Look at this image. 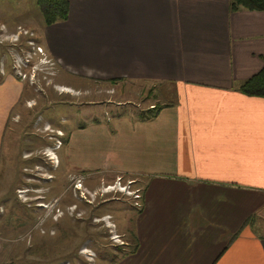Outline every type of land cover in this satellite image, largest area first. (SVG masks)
<instances>
[{
	"label": "crops",
	"instance_id": "1",
	"mask_svg": "<svg viewBox=\"0 0 264 264\" xmlns=\"http://www.w3.org/2000/svg\"><path fill=\"white\" fill-rule=\"evenodd\" d=\"M43 36L71 75L176 91L151 120L122 114L69 134L81 176L142 189L112 264H264V221L248 224L264 206V99L236 89L264 64V11L230 12L228 0H69L67 20ZM22 94L19 81L0 80V157Z\"/></svg>",
	"mask_w": 264,
	"mask_h": 264
},
{
	"label": "rangeland",
	"instance_id": "2",
	"mask_svg": "<svg viewBox=\"0 0 264 264\" xmlns=\"http://www.w3.org/2000/svg\"><path fill=\"white\" fill-rule=\"evenodd\" d=\"M45 27L36 0H0V80L23 84L1 149L0 264H109V253L123 252L115 245L126 241L129 215L134 222L142 206L131 190L142 189L121 176H81L66 155L69 134L176 103V91L168 83L71 75L48 55ZM260 219L264 206L248 224Z\"/></svg>",
	"mask_w": 264,
	"mask_h": 264
},
{
	"label": "trees",
	"instance_id": "3",
	"mask_svg": "<svg viewBox=\"0 0 264 264\" xmlns=\"http://www.w3.org/2000/svg\"><path fill=\"white\" fill-rule=\"evenodd\" d=\"M36 4L43 18V22L47 26L58 23V22H64L68 18L69 0H36ZM239 9L264 11V0H228V10L230 12L236 11ZM261 58L264 61V56H261ZM107 81L115 84L118 81H122V80L113 78V79H108ZM236 89L244 95L256 96V97H261L264 99V64L259 71H257L250 77L240 81L238 85L236 86ZM168 105H170V102L159 104V105L153 104L151 105V107L149 106V107H146L145 109H142L136 115L138 119L141 121L151 120L156 117L158 112L163 107H166ZM80 126L82 127L83 125H80ZM137 208L139 209V207ZM122 246L123 245H115L116 249L121 250V251H122ZM133 248H136V244L132 247V249ZM29 250L32 251V249H29ZM56 250H57L56 256L59 257V246H58V249ZM122 253L123 252H120V254ZM115 255H116L115 253H112V254L109 253L108 256L114 257L113 259L112 257L110 258L109 264L114 263L118 259L119 255L117 256ZM65 257L70 258V259L73 258L72 255L71 256L66 255Z\"/></svg>",
	"mask_w": 264,
	"mask_h": 264
},
{
	"label": "built area",
	"instance_id": "4",
	"mask_svg": "<svg viewBox=\"0 0 264 264\" xmlns=\"http://www.w3.org/2000/svg\"><path fill=\"white\" fill-rule=\"evenodd\" d=\"M128 191H129V190H128ZM134 196H135L136 198H139V197H140L139 193H137V191H135V190H134Z\"/></svg>",
	"mask_w": 264,
	"mask_h": 264
},
{
	"label": "bare ground",
	"instance_id": "5",
	"mask_svg": "<svg viewBox=\"0 0 264 264\" xmlns=\"http://www.w3.org/2000/svg\"><path fill=\"white\" fill-rule=\"evenodd\" d=\"M69 89V88H68ZM68 89H64V90H67V91H69Z\"/></svg>",
	"mask_w": 264,
	"mask_h": 264
},
{
	"label": "flooded vegetation",
	"instance_id": "6",
	"mask_svg": "<svg viewBox=\"0 0 264 264\" xmlns=\"http://www.w3.org/2000/svg\"><path fill=\"white\" fill-rule=\"evenodd\" d=\"M30 218H32L31 216H30ZM58 220V219H57Z\"/></svg>",
	"mask_w": 264,
	"mask_h": 264
}]
</instances>
